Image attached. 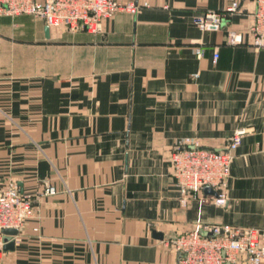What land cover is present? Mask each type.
I'll use <instances>...</instances> for the list:
<instances>
[{
    "label": "crops",
    "instance_id": "0c3cea01",
    "mask_svg": "<svg viewBox=\"0 0 264 264\" xmlns=\"http://www.w3.org/2000/svg\"><path fill=\"white\" fill-rule=\"evenodd\" d=\"M119 1L146 5L99 34L46 36L41 19L0 16V184L16 182L34 205L0 264H178L167 237L264 227V48L246 33L226 43L228 29L246 30L254 0H235L231 15L232 0ZM208 10L222 13L219 31L193 24ZM237 127L224 205L204 188L182 205L171 147L188 138L222 149ZM44 181L54 194H40Z\"/></svg>",
    "mask_w": 264,
    "mask_h": 264
},
{
    "label": "built area",
    "instance_id": "2783aa9c",
    "mask_svg": "<svg viewBox=\"0 0 264 264\" xmlns=\"http://www.w3.org/2000/svg\"><path fill=\"white\" fill-rule=\"evenodd\" d=\"M254 10L244 32L228 29L226 43L239 45L243 34L249 37L254 49L264 48V0H254ZM133 1L119 0H0V16L29 15L44 21L49 29L72 33L80 30L93 34L104 31L105 21L118 12L136 14L142 6ZM239 3L232 0L224 12L233 14ZM222 13L208 10L196 15L192 22L201 31H219ZM197 57L202 48H195ZM218 58L213 54V62ZM197 77L198 73H194ZM246 128L237 127L222 149L202 146L186 138L175 143L169 153L170 173L176 182L182 205L191 194L206 185L216 191L209 197L214 203L224 205L225 185L230 174L234 151L240 144ZM56 187L48 181L40 194H54ZM31 195L20 191L16 182L0 184V263L8 237L6 227L19 229L34 215ZM36 229V227L34 228ZM177 255L178 264H262L264 260V227L213 223L187 229L163 240Z\"/></svg>",
    "mask_w": 264,
    "mask_h": 264
},
{
    "label": "water",
    "instance_id": "95a60500",
    "mask_svg": "<svg viewBox=\"0 0 264 264\" xmlns=\"http://www.w3.org/2000/svg\"><path fill=\"white\" fill-rule=\"evenodd\" d=\"M48 34H49V28L46 26L45 27V35L46 36H48ZM204 190L206 191V192H209V193H212V194H216V191L213 189V188H211L210 186H205L204 187ZM3 231L5 232V233H7V234H16L17 232H18V229L17 228H15V227H6V228H4L3 229ZM160 235V234H159Z\"/></svg>",
    "mask_w": 264,
    "mask_h": 264
}]
</instances>
